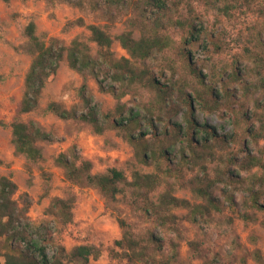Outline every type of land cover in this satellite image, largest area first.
Segmentation results:
<instances>
[{
	"label": "trees",
	"instance_id": "trees-1",
	"mask_svg": "<svg viewBox=\"0 0 264 264\" xmlns=\"http://www.w3.org/2000/svg\"><path fill=\"white\" fill-rule=\"evenodd\" d=\"M55 3L63 0H48ZM83 7L89 3L94 9L107 7V14L116 19L113 9L134 8L140 11L145 19L156 25H163L173 19L183 0H65ZM208 7L216 8L221 14L229 15L241 0H200ZM119 14V15H120ZM182 27V52L193 78L190 81L176 79L175 74L167 78L157 75L156 69L147 63L158 58L168 45L167 37L156 33H143L140 38L134 36L132 29L123 32L119 39L122 46L133 58H117L112 50L113 38L107 29L98 24H89L91 41L98 46L96 54L87 41L74 39L69 45L57 37L42 39L36 33V23L31 21L26 26L34 58L25 79V90L21 100V112L35 110L48 79L56 74L61 63L66 60L70 68L80 72L84 81L81 96L86 103L85 110L66 108L58 102H50L47 110L63 119H79L91 124L95 131L102 133L109 127H115L136 146L139 159L147 165H155L156 171L143 173L132 172L131 179L125 170L111 167L106 172L94 173L93 162L83 156L74 147L71 152L62 151L56 158L57 163L65 170L68 180L74 183H87L97 187L107 198L116 200L118 194L127 188L131 191V203L146 219L154 223V229L145 234H136L131 225L120 220L123 234L115 241L130 264H174L178 261L179 243L174 238H166L163 231L182 236L180 217L174 212L182 208L188 212L185 219L199 224L210 222L214 212H220L225 205L235 206V198L229 190V184L242 182L239 173L232 170L233 165L249 170L253 167H264L262 154H254L241 146L244 156H226L223 158L219 149H230L236 140L233 134H222L217 126L202 121L198 112H214L221 108L230 88L228 81L244 84L246 88L264 91V29L258 30L257 39L260 50L254 53L255 66L252 68L233 67L226 74H207L199 69V58L191 47L199 45L203 50L214 53L222 51L219 36L221 31L207 27L200 15L190 9L186 19H177ZM70 24L84 25L78 18ZM133 25V21H130ZM247 51L252 53L251 49ZM139 63V64H138ZM255 80H250L251 76ZM88 76L99 82L103 91L114 94L125 93L133 87L150 90L154 97L150 104L139 110H128L122 107L116 111H105L100 108L89 91ZM0 78L2 75L0 74ZM261 102L257 101V105ZM236 116L245 124V132L255 143L264 138V116H255L258 127H252V114L242 106ZM142 125L151 129L152 140H147L148 130H140ZM13 142L16 152L25 155L31 161L43 158L39 141H52V132L46 131L35 121H14L12 124ZM224 159L228 162L223 168L218 167L212 177L207 170V162ZM163 162H166L167 166ZM172 163L176 166L172 167ZM201 167V174H196L184 184L191 188L200 201H191L178 197L170 177L182 175L184 167ZM162 175L167 176V189L157 200L153 193L161 185ZM49 179V178H47ZM183 179V178H182ZM222 186V195L226 202L216 195L218 185ZM250 197L245 199L248 209L241 213L245 220L253 219L251 209H262L260 193L250 188ZM18 185L10 176L0 177V264H95L100 250L89 244H79L71 250L54 237L59 225L73 221V199L53 197L48 208L52 220L47 223H35L29 216L32 198L28 194L17 197ZM168 244V245H167ZM197 256H203L198 242H191ZM258 264H264V256L255 252ZM203 264H221L218 258L205 259Z\"/></svg>",
	"mask_w": 264,
	"mask_h": 264
},
{
	"label": "rangeland",
	"instance_id": "rangeland-1",
	"mask_svg": "<svg viewBox=\"0 0 264 264\" xmlns=\"http://www.w3.org/2000/svg\"><path fill=\"white\" fill-rule=\"evenodd\" d=\"M107 9L105 6L94 9L89 3L81 7L65 0L55 3L48 0H0V177L10 176L17 183V197L28 194L32 198L29 216L38 224L52 220L48 208L53 197L74 200L73 221L60 224L54 232L55 240L67 250L79 244L94 245L100 250V256L96 260L92 259L93 263L130 264L122 250L115 245V241L123 234L120 220L130 224L138 235L154 229V223L133 207L129 188L118 194L116 200H110L93 185L68 180L56 158L60 152H71L76 147L83 158L93 162L94 173H103L111 167H117L125 170L130 179L132 172H153L156 166L143 163L137 155L136 146L117 128L109 127L98 133L87 122L63 119L47 110L48 104L53 101L66 108L86 109L80 91L84 77L70 68L66 60L61 63L58 72L48 79L38 107L28 113L21 112L25 79L35 55L25 32L26 26L31 21L35 22L37 35L45 40L57 37L66 45L76 38L87 41L96 54L98 46L90 39L88 25H101L114 40L112 50L117 58H131L119 39L123 32L132 29L134 36L140 38L143 33L154 34L157 31L159 35L167 37L168 45L155 62L148 60L147 63L156 69L160 77L167 78L175 74L176 79L180 77L182 81H190L193 76L181 49L183 34L177 19H186L192 9L202 17L207 27L221 31V52L214 53L212 49L206 51L199 45L191 48L199 58L197 64L203 72L210 75L226 74L235 66H255L253 56L260 50L258 30L264 29V0H241V4H237L229 15L221 14L200 0H183L178 12L171 15L173 19L164 21L157 28L152 20L145 19L137 9L123 10L121 14L119 10L113 9L118 14L114 20L107 14ZM78 18L84 20V25L69 23ZM247 49H251L252 53ZM250 80H255V76H251ZM88 86L95 101L105 111H116L122 107L125 112L131 109H141L143 112V108L154 97L150 90L142 87H133L123 94L103 91L97 79L92 76H88ZM227 86L230 91L221 108L214 112H198V117L217 126L222 134H233L238 140L231 144L229 150L219 149L224 159L231 154L241 158L245 153L240 147L247 146L246 150L257 155L261 153L264 161V138L255 143L246 134L245 124L236 116L242 106L252 114L251 126L258 127L255 111L264 116V91L249 89L244 84L232 81H228ZM257 101L261 102L260 105H257ZM30 120L53 134L52 141L38 142L43 158L36 162L17 153L13 142V122ZM140 130H148L147 140L153 139L151 129L147 126L142 125L136 132ZM224 159L207 162V170L212 177L218 167L228 165ZM163 163L167 166L166 162ZM175 166L172 163V167ZM232 170L239 173L238 178L242 180L238 185H228L235 198L234 207L225 205L222 211L214 212L209 223L203 225L185 219L188 212L186 209L174 210L182 217V236L163 231L166 238H174L179 243V258L174 264H203L205 259L214 257L221 264H258L255 252L264 256V167L256 166L246 170L233 165ZM201 172V167L192 169L185 166L182 175L170 177L169 182L175 187V194L193 202L200 201L184 182ZM162 176L161 185L153 193L155 200L167 189V176ZM223 185L226 184H219L215 193L227 203L222 195ZM250 188L260 193L263 208L251 209L253 219L247 221L240 214L249 207L245 199L250 197ZM193 241L199 243L202 257L197 256L192 248Z\"/></svg>",
	"mask_w": 264,
	"mask_h": 264
}]
</instances>
